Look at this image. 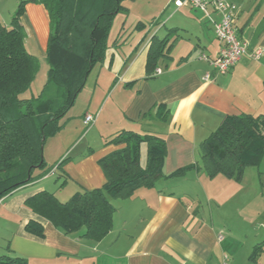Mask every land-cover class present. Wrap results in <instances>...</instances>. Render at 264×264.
I'll return each instance as SVG.
<instances>
[{
	"label": "crops",
	"instance_id": "crops-1",
	"mask_svg": "<svg viewBox=\"0 0 264 264\" xmlns=\"http://www.w3.org/2000/svg\"><path fill=\"white\" fill-rule=\"evenodd\" d=\"M22 1L29 0H0V24L10 26ZM177 1H162L164 11L157 23H151L157 19L152 13L146 16L152 18L149 25L145 17L133 19L129 9L116 18L105 61L93 69L75 101L82 103L84 112L73 116L69 111L48 151L45 145V162L52 170L1 200L0 258L21 257L29 264H222L227 255L230 264H264V242L234 233L225 209L235 202L234 209L245 220L247 213L261 214L253 211L251 202L258 188L243 185L246 171L243 181L235 184L223 176L208 179L193 169L184 177L161 178L124 201L111 200L116 209L113 230L100 242L84 239L83 232L66 235L26 207L28 199L43 191L65 203L76 193L101 189L106 179L98 162L124 147L109 144L122 131L162 138L167 147L163 175L169 176L198 162L199 146L227 116L264 115V0H231L239 6L236 30L249 44V53L223 76L210 62L222 48L213 32L219 14L212 6L207 11L179 8ZM46 12L42 5L28 3L21 18L28 52L45 61L50 34ZM139 24L144 27L137 28ZM168 35L172 47L159 62L161 74L148 78L151 40ZM256 49L263 50L259 60L251 56ZM159 106L167 108L166 121L157 116ZM87 115L95 116L88 127ZM81 127L88 131L83 139ZM142 150L140 163L145 166ZM32 221L42 225L44 237L26 233Z\"/></svg>",
	"mask_w": 264,
	"mask_h": 264
},
{
	"label": "trees",
	"instance_id": "trees-1",
	"mask_svg": "<svg viewBox=\"0 0 264 264\" xmlns=\"http://www.w3.org/2000/svg\"><path fill=\"white\" fill-rule=\"evenodd\" d=\"M127 0H29L22 1L9 27L0 24V200L47 176L44 148L49 137L62 130L61 121L74 106L93 69L103 63L116 18L128 14ZM28 3L42 5L50 20L46 52L47 82L38 98H23L40 69L39 59L28 52L21 24ZM144 27L143 24L137 25ZM169 35L154 36L148 53V78L168 57ZM157 115L168 117L165 106ZM199 146L195 165L164 176L165 141L156 135L122 131L109 144L124 146L99 160L106 179L101 189L76 193L60 202L47 191L26 201V207L48 220L66 235L83 232V238L102 241L113 230L116 209L111 200H126L139 189L154 187L161 178L184 177L197 169L211 180L223 176L242 182L245 171L259 168L264 158V115H229ZM146 146L143 166L141 151ZM64 163V162H63ZM61 163V165H63ZM58 165V168L61 166ZM37 222H29L26 233L44 237ZM258 248V247H257ZM255 248L253 257L258 249ZM0 264H29L21 257L2 256Z\"/></svg>",
	"mask_w": 264,
	"mask_h": 264
},
{
	"label": "rangeland",
	"instance_id": "rangeland-1",
	"mask_svg": "<svg viewBox=\"0 0 264 264\" xmlns=\"http://www.w3.org/2000/svg\"><path fill=\"white\" fill-rule=\"evenodd\" d=\"M162 1L163 0H127V1H124L123 2V6L126 9H129L132 12L131 14L133 15V19L136 18L135 17L136 15H139L141 17H145L144 19H146V20H143V22L149 25L152 18L146 17V16H148L149 13H152L154 15L151 16V17H154V18L155 17L156 18L159 17L160 14H162L163 11H164L163 10L164 8L162 6ZM150 2H152L153 5L155 3L156 4V7H153L150 4ZM166 15H168V12H167V14L163 15V17L166 16ZM158 20H159V18H157L155 21L153 19L151 23H153V22H156L157 23ZM160 23H161V21H160ZM39 59H40V64H39L40 65V69H39V72H38L37 76L35 77L36 79H35L32 87H31V89H29V91H27L22 96L23 98H38L39 96H41L42 89L44 88V85L47 82V77L46 76H48V65L46 64V61L45 60H43L42 58H39ZM83 90H84V88H83ZM71 110H73L72 111L73 113H71V114H73V116L76 115V114L80 116L84 112V107L82 106V103L80 102L78 104L76 103V105L74 104V106L71 108ZM66 118H67V114H66V117L61 121V124H62V122L64 120H66ZM79 132H80L79 133V136L81 137V139H83V138H85L87 136V132L88 131H87V128L86 127H81V129H79ZM54 137H57V136L55 135V136L49 137L45 141L46 144H47V151L49 150V146H50V143H51L50 142V139H52ZM45 148H46V146H45ZM45 148H44V153L45 152L47 153V151H46ZM145 150H146V147H144V150H142V151H144V157L147 158V151H145ZM49 166H51V164H48V165L46 164V167L48 169L51 168ZM57 168L58 167L56 166V169ZM247 170L248 171H246L247 172L246 179H245L243 185H245L247 187L246 189H250V190L255 189V187L258 188L257 196L254 197L253 199H251V202L254 203L252 205V206H254L253 211L254 212L255 211H259V212H261V214L258 216V213H257L256 216H255L253 214L251 215L250 213H247V219L249 221L252 220V221L248 222V220H245L246 218L244 216L242 217V215H244V214L239 215L240 213L237 212L236 209H234V205L232 203H235V202H229V204H228L229 206L226 207L225 209L228 212H230L229 213V216H230V219L231 220H228V222H229L228 224H229V227L231 229L232 228L234 229V233H238L239 236L242 235V237L244 238V240L246 238L245 235H247V234H248L247 237H249L250 240H253V239H255L256 236H258V238H259L258 243H260L262 245L263 242H264V175H263L264 174V160L261 163V165H260L259 168H254L253 167V168H249ZM204 175L207 177L206 174H204ZM220 178H224V177H220ZM234 183L236 184L237 182L234 181ZM63 186H64V181H62L60 183V187H63ZM211 209L212 208H210L209 210H211ZM213 210H215V208ZM232 210H235V212H233ZM224 235H225L224 237L228 236L229 235V232H226V234H224ZM261 249H263V252H264V246H262ZM261 255H263V254H261ZM260 258H262V257L260 256Z\"/></svg>",
	"mask_w": 264,
	"mask_h": 264
},
{
	"label": "built area",
	"instance_id": "built-area-1",
	"mask_svg": "<svg viewBox=\"0 0 264 264\" xmlns=\"http://www.w3.org/2000/svg\"><path fill=\"white\" fill-rule=\"evenodd\" d=\"M177 7L184 6L191 7L192 9L207 11L212 6L219 14V21L214 23V30L216 39L222 45L221 52L216 59L211 60V65L218 75H226L235 65L241 60L244 55L249 53V44L245 43L237 29V16H239V6L231 0H178ZM263 54L262 49H256L252 53L255 60H259ZM204 60H209L206 56L201 57ZM161 74V70L157 69L154 76ZM206 80H210V76H206ZM95 123V116L87 115L84 121L86 127ZM1 204V200H0ZM221 238V237H220ZM222 239V238H221ZM229 257H223L222 264L228 263Z\"/></svg>",
	"mask_w": 264,
	"mask_h": 264
}]
</instances>
